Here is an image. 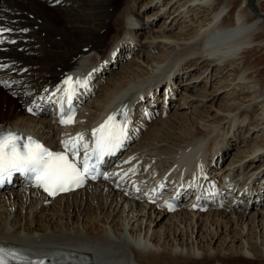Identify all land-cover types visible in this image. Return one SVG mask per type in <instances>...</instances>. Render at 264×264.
<instances>
[{
    "label": "bare ground",
    "instance_id": "bare-ground-1",
    "mask_svg": "<svg viewBox=\"0 0 264 264\" xmlns=\"http://www.w3.org/2000/svg\"><path fill=\"white\" fill-rule=\"evenodd\" d=\"M59 1L60 3H58ZM116 1L0 0V25L11 29L12 38L19 39L17 46L8 44L4 50H0V59H4L5 63H11V67L3 74V77H0V80L14 82V86L11 88L0 85V127H10L13 130L25 129L33 132L30 127L31 123L38 121L30 116L24 117L26 119L19 117L22 114L21 104L27 103L36 94H41L47 87L56 85L68 74L81 71L83 72L82 76L84 74L88 76L89 72L99 68L108 53L105 52V49L108 47L110 35L121 26L124 25L126 27L124 31L129 33L125 35V38H121L122 34L118 33L111 47L119 45L120 41L121 43L127 42V38L131 40L128 43L129 46L127 45L129 50L133 43H140L134 30L139 27L138 22H140L141 16L138 12V15L133 13L134 8L138 5V0H131V9L130 7L128 9L129 1L124 0L127 7L125 13L120 15H117L120 6ZM153 1L162 4L167 0H151L150 2ZM250 1L168 0L157 14L154 13L150 16L156 17V15L166 13L174 15L173 22L170 21L172 16L165 20L162 25L163 30H160L161 27L154 30L155 33L168 31L164 33L170 35L163 36L160 41L152 40L156 37L145 38L146 41H144L147 44L151 42L148 44L150 50L155 49L156 44L163 46L165 43H169L172 50L168 51L166 55L156 57L147 55L144 62L151 64L147 66L149 72L146 74H141L134 68H130L135 70L133 72L126 69L105 87V90L109 92L106 98L109 99L103 101L101 99V102L104 103L101 105L97 103L98 101L96 102L99 106L97 104L95 106L103 114L108 113L111 109H116L114 105L121 102L123 98H127L126 103L131 110L135 94L141 91L146 94L153 89L158 92L159 85H167L168 81L174 82L179 91L182 87L179 86L182 82L180 81L182 73L186 69L194 71L192 63L180 64L179 62L182 61L180 60L177 64L173 61L172 66L164 72L165 77L161 81L151 85L149 82L151 79L148 78L145 80L148 85L145 88L139 85V80L151 76L153 73L163 72L165 68L169 67L170 61L167 59L171 55L175 57L182 54L184 50L192 51L190 55H194L197 64L203 63L208 68L218 67L220 73L222 72L221 77L228 72H236V74H232L234 80L229 85L237 82L234 88L240 89L247 95L243 99H248L240 101L228 98L226 103L228 107H234V110H237L234 115L232 114L233 117L231 116L229 128L223 129L221 132L216 130L217 122L223 116L219 112L216 113L218 117H207L199 124H191L179 133L171 134L175 126H170L169 120H162V118L153 126L151 124L152 127L149 126L136 150L130 152V155L136 157L138 161L145 160L143 168L145 165H151V168L146 171L149 176L142 178L144 183L145 179L150 182L156 180L158 174H167L169 169V173L174 174L172 179L176 180L178 178L176 173L179 171L177 166L173 167L174 162L176 163L181 156L197 149H202V159L207 161L201 166L200 171L208 170L209 174L205 173L204 175H211L213 169L211 163L215 161L214 159H219L232 147L237 148V145L250 143L247 137L252 132H256V135L253 136L255 138L251 137L254 140L253 148L239 151L241 155L246 152H258V148H262L264 145L262 144L264 143V78L260 76L256 62L249 61L254 53L264 50V31L261 30L264 14L258 13L259 15L254 16L248 8ZM150 2L147 5H150ZM232 12H235L236 15H232ZM201 18L202 20H200ZM57 19L63 20L62 25H68V27L57 26L55 24ZM179 23L182 25L180 26ZM192 26L195 27V32L189 35ZM160 37L162 36L157 39ZM154 41L156 44H153ZM19 47L24 48L23 52H18ZM117 50L115 52H118ZM118 56L121 58L118 53L114 58L117 61L120 60ZM88 59L89 63L86 64L85 61ZM171 60H174L173 57ZM110 62H106V65ZM23 68L26 69L24 73L21 72ZM105 71L106 68L102 67L100 74ZM126 76H130V79H127ZM168 86H171L170 83ZM117 91L124 92L118 94ZM115 92L117 93L112 96ZM1 97H4L2 103ZM105 104H108V107ZM121 108L123 109L124 106ZM237 115L242 117L239 118ZM99 116L92 117L93 121L97 120ZM173 118L177 122L180 113L174 115ZM252 122H255V127H251ZM41 124L43 132L51 138L48 144L55 145L62 129L57 128L56 125L53 127V122H41ZM87 125L81 128L76 127L75 131L83 130ZM243 130L246 132L243 137L245 141L242 140L238 143ZM233 132L234 134H232ZM36 137L42 139L39 134ZM260 138L263 139L259 141ZM223 145L228 150L222 152ZM142 155L147 156L144 159ZM262 160L264 161V156L257 157L250 167L244 166L243 170L238 171V175H232L233 172L221 169L219 173L216 172L217 175L221 173V176L217 178L215 175L218 181L215 183L220 187L221 192L226 191L228 195L231 188L234 190L237 185H240L239 191L244 192V195L238 198H244V196L247 198L251 196L254 199L263 198L264 196L255 194L253 186L256 184L253 186L247 183L242 185L246 177L251 181L256 176L255 181H257L259 174L264 173V167L256 168ZM153 161H157L156 166H160L158 170L163 173L154 168ZM154 170H157L158 174H155ZM192 175L197 177L203 173L196 171ZM230 175H232V180L230 177L228 181L231 183L225 182L220 185ZM167 178L172 181L169 176ZM263 179H259V181ZM200 181L202 182V180ZM124 192L114 190L107 182H100L76 193L49 201L34 190L22 187L13 189L7 194L0 195V239L17 241L15 245L21 247L30 245L46 248V250L37 249L38 252L52 251V254L63 255L65 250H69L78 254H86L90 256L89 264H223L225 260L234 261L240 257L248 259L249 255L255 260L264 259V255L258 252L257 243L243 241V236L246 235L252 239L255 238L257 230L254 225L259 223L256 216H262L264 221V211L256 213L253 217L242 215L241 212L239 214L218 212L220 210L208 211L209 213L206 214L184 209L181 213L167 214L157 211L154 206H149L146 203L140 204L141 202L137 201L134 196L132 198L125 197ZM251 192L253 193L251 194ZM242 201L247 203L248 209L252 208V204L248 202L249 199L244 198ZM237 203L231 200L225 207L232 208L233 206L235 208ZM244 203H242L243 206ZM260 203L258 200L256 208L261 205ZM229 205L231 206L228 207ZM105 208H113V210L105 213ZM116 211L122 212L120 223L114 217L116 213L112 216V213ZM47 214L51 217L49 218ZM59 217H67L68 226L64 221L60 222L58 226L50 224ZM245 217H248L250 221L243 222ZM101 218V221L105 220L106 226L112 223V227H116L113 229L112 235L107 230L103 231L101 228H97L96 225ZM72 219L81 223L74 226L75 223ZM250 223L252 224L250 225ZM160 224L163 227L154 229ZM214 225L224 227L218 228L215 232ZM260 225L262 226V224ZM127 226H130L129 236L126 235L128 233H124ZM166 226H171L173 231L166 234ZM206 228L212 229L205 231ZM236 230H240V232L236 233ZM219 232L227 233L222 240L230 242L233 239V243L241 241L242 248L234 249L235 245L229 251L224 250L223 247H221L223 250L212 248L214 240H217L215 233ZM198 233H200L199 238H195L194 234ZM168 239L169 241H167ZM203 239L211 241L210 244L208 243V247L204 246L206 242ZM220 242L222 243V241Z\"/></svg>",
    "mask_w": 264,
    "mask_h": 264
},
{
    "label": "rangeland",
    "instance_id": "rangeland-1",
    "mask_svg": "<svg viewBox=\"0 0 264 264\" xmlns=\"http://www.w3.org/2000/svg\"><path fill=\"white\" fill-rule=\"evenodd\" d=\"M127 1H129V3L127 4L128 9H129V7L131 9V6H130L131 0H127ZM150 1L151 0H138V2H137L138 5L134 8V11H133L134 14H137V12H138V14L141 16L140 17L141 20H140V22H138L139 27H136V29L134 30V33L137 34L136 35L137 39L140 40L139 45L141 48L139 50H137L136 53L130 54V57H128V58H127V53H126V58L125 57L122 58L124 61L123 63L121 61L117 67H111L110 68L111 71H109L107 74H104L101 77L102 81H104V82H103V85L99 88L98 94L90 102V105H92L91 107H93V104H95L97 101H98L97 103L100 105L104 104L103 102H101V99H102V101L109 99V98H106V96H108L109 92H107L105 90V87L109 84V82L113 78H115L116 76H118L122 72L126 71V69H129L132 72L135 70H138L141 74H146L149 72V69L147 66L151 64V63L146 64L144 62L147 55L149 57H156L159 55H166V53L168 51L172 50V48L169 47V45H170L169 43H165V45H163V46H158V44H156V42L154 41L153 44H156V48L151 49V50L148 48V44H151V42H149L148 44H147V42L145 43V41H146L145 38L156 37L152 40L160 41L161 38H163V36L170 35L169 33L168 34L164 33V32H168V31H161L159 33H155L154 30L159 29L160 27H161L160 30H163L162 25L165 23V20H168L169 16H172V18H170L171 22H173V19H174V15H167V13L164 15H156V17L155 16L151 17L150 15H152L154 13L157 14L158 11H160V9L165 6V4L168 2V0L163 2L162 4L159 2H154V1L150 2ZM149 2H150V5H147ZM116 3L118 4V6H120L118 11H117V15L124 14L125 9L127 7L125 1L124 0H117ZM121 7H122V9H121ZM248 8L254 16L259 15V14H264V0H251L249 2ZM167 12H168V10H167ZM233 14L236 15L235 12H232V15ZM261 19H263V18H261ZM200 20H202V18ZM62 21L63 20L57 19L55 24L57 26H64V25H62ZM263 22L264 21L262 20V23ZM179 24H180V26L182 25L181 23H179ZM263 24H262V29H261L262 31H264V25ZM64 27H68V25L64 26ZM119 30H120V32H119ZM124 30H126V27L123 25L117 29L118 32L114 31L113 34L110 35L109 39L114 38V39H112L114 41L115 37L118 35V33L123 34L125 32ZM141 31H143V32L140 35ZM193 32H195V27L192 26V27H190L189 35H192ZM159 36H162V37L157 39ZM52 38H50V41H52ZM121 38H125V36L122 37V35H121ZM130 41H131L130 38H127V42H124V44L119 43V45L117 44L116 46L110 47L111 49L114 48L112 51L110 50V48H109V50L105 49V52H108V53H107L106 57L103 58V60L100 64V67L97 68L95 71L96 72L100 71L102 69V67H105L104 64L106 62H110V60L114 58V55L117 53V52H115V50L118 49L120 45H121V49H122V51L120 52V56L122 57L123 53H124L123 50L126 51V48L129 46L128 43H130ZM135 48H136V45H134L133 50ZM131 49H132V47H131ZM191 52H192L191 50H184L182 52V54H178L175 57H174V55H171L170 58L167 59V61H170L168 64L169 67L165 68V70L159 74L153 73L151 76L141 78L139 80V85H141L142 88H145L146 86H148V85H146L147 81H145L148 78L151 79V81L148 80L149 82H151V85L156 83V82L161 81L162 78L165 77L164 72L172 66L173 61L177 64L180 60H182L181 62H179L180 64L187 63V62L192 63L194 66V71L191 72L190 69H186L182 73V76L180 75L181 76L180 81H182L184 83V86H183L182 82H181V84H179V86H182L180 88L181 93L178 95V98H177L176 102L174 103V106L172 107L169 115L164 117V119H162V120H169V122L171 123L170 126H173V125L175 126L173 131L171 132V134H174L175 132H178V133L182 132L187 126H190L191 124H199V122L201 120L207 119V117H210V118L218 117V116H216V113L219 112V114H221L223 116H221V119L217 122L218 128H216V130L221 132V131H223V129L229 128V125H230L229 121L233 117L232 114L234 115L235 112L237 111V110L236 111L234 110V107H231V108L228 107V105L226 104L228 102V98L230 97L232 99L245 101L248 98H246V99H243V98L246 97L247 95H245L240 89L234 88V86H235V84H237V82H234L232 85H229V83L234 80V77L232 74H234V73L236 74V72L231 71V72H228L221 77L220 74H222V72L220 73V71H219L220 69L218 67H209L208 68L205 65H203V63L197 64V59L194 57V55H190ZM116 57H117V55H116ZM172 57L174 60H171ZM118 58H119V56H118ZM176 58H179V59H176ZM119 59H121V58H119ZM86 61H85V63L88 64L89 59ZM249 61L256 62V66L259 69L260 76H262L264 78V50L254 53L249 58ZM110 63H108V65H110ZM136 65H138V66H136ZM130 68H132V69L134 68L135 70H131ZM106 69H107V67H106ZM130 76H132V75H130ZM130 76H126V78L130 79ZM200 76H201V78H200ZM195 79H196V81H195ZM124 91H121V92L117 91V92H119L118 94H120ZM117 92L112 94V96H114ZM148 92H150V90ZM3 98L4 97H1V103L3 101ZM183 101H185V103H183ZM105 105L107 106L108 104H105ZM95 113H98L97 107L92 108L91 114H95ZM179 113H180V118H178L179 120L177 119V122H176L173 117H174V115L179 114ZM227 114H228V118L226 117ZM237 116H239V115H237ZM19 117L24 118V116L22 114ZM240 117H242V116H239V118ZM171 118L173 119L172 121L170 120ZM24 119H26V118H24ZM89 119H92V118L89 117ZM92 121H93V119H92ZM173 121H175L174 122L175 124L173 123ZM155 123H153L152 126ZM33 124L31 123L32 126H36ZM251 127H255V122L251 123ZM245 133L246 132L243 130L238 143H240V141L242 142V140L245 141L243 139V137H245ZM180 134H182V133H180ZM232 134H234V132ZM255 135H256V132H252L247 137V140L249 139L250 143H248L246 145H240V146L237 145V148L232 147L229 149L228 153L221 155L219 157V160L223 164L222 167L223 166H226V167L225 168L221 167L220 170L223 169L226 172L231 171V172H233L232 175H234V174L238 175V171L243 170L244 166L250 167L251 163H254L256 161L257 157L264 156V145H262V148H258V150H257L258 152H254V153L253 152H246L243 155H241V153L239 152L241 150H251V148H253L252 143L254 142V140H252L251 137H253ZM253 138H255V137H253ZM263 138H260L259 141L262 140ZM139 142H138V144H139ZM262 144H264V143H262ZM221 148H224V150H222V152L225 150H228V148H226L224 145ZM244 156H245V158L243 159ZM223 157H224V160H223ZM219 163L220 162H217V164L215 165L216 168H217ZM159 167L156 166V169H159ZM261 167H264V161L263 160L260 163H258L256 168L259 169ZM211 173H215V172L211 171ZM215 175H216V173H215ZM232 175H230V177H231L230 180H232ZM263 175H264V173H260L257 181L253 180L254 178L251 179V181H250L249 178L246 177L245 182L242 183V185L243 184L245 185V183L250 184L251 186L256 184L253 186V188L255 189V194L256 195H258V194L262 195L261 194V188L258 187L257 182L259 181V179H261V176H263ZM246 179H247V181H246ZM263 180H260V181H263ZM252 193L253 192H251V194ZM262 196H264V195H262ZM238 197L239 196L237 195V199H238L237 202L238 201L241 202L242 200H244V198L249 199L248 202H250L252 204V206H251L252 208L248 209L247 203L246 204L244 203L245 204L244 206L240 205L239 207H237V205H236L235 208H232V211L223 210V211H218V212H225V213H229V214L230 213L231 214H236V213L239 214V212H241L240 214H242V215H246L248 217H253L256 213L264 211V203H263L264 197L263 198L259 197V199H257V198L254 199L251 196H248V198L245 196H244V198H238ZM258 200L261 202L260 203L261 206L259 205L256 208ZM140 204H142V203H140ZM230 206L231 205H229L228 207H230ZM244 207H246V208H244ZM237 209H240V210L236 211ZM110 210H113V208L112 209H106L105 208L104 212L108 213V211H110ZM186 212H189V211H186ZM209 212H211V211H209ZM209 212H207V213H209ZM49 214H47V215H49ZM23 215L25 216V213H23ZM113 215H114V217H116L115 219L117 222L120 223L122 221V212L121 211L113 212L112 216ZM48 217L50 218L51 216L49 215ZM125 217H126V214L124 215V218ZM248 217H245L243 222H245V223L249 222L250 220H248ZM102 218L100 219V222L96 225L97 228H101L103 231L107 230L109 232V234L112 235V231L116 227H112V223H111V225L106 226V224H104L105 220L101 221ZM256 219H257V221H259V223H256V225H254L255 229L257 230V232L255 231V238L252 239L251 237H249V235H246V236H243V241H246L248 243L251 241L254 243H257V245L259 247L258 252H260L264 255V231H263L264 230L263 229L264 228V226H263L264 221L262 220V216L260 217V215L256 216ZM72 220L76 224V225L74 224V226H78L79 223H81V222H78L76 219H72ZM62 221H64L65 224H67V226H68V223H66L67 217H59L58 219L56 218L54 221L50 222V224L52 226H58L60 224V222H62ZM119 223H117V224H119ZM126 223H127V221H126ZM126 223H125V226L127 225ZM251 224L252 223H250V225ZM260 224H262V226ZM70 225H73V224L70 223ZM161 227H163L162 224L158 225V227H154V229H160ZM221 227H224V226L214 225V231L217 232V229L221 228ZM129 228H130V226H127L126 231H124L125 234L128 233V234H126L127 236H129V230H130ZM211 229L212 228H206L205 231H209ZM171 231H173L171 226H166L165 233L168 234ZM239 232H240V230H236V233H239ZM199 234L200 233L194 234L195 238H199V236H198ZM215 234H216L217 240H214L215 242H213V244L211 245V247L214 249H220V250L224 249L226 251H229V250H232L231 248H233L232 246H234V245H235L234 249L235 248L238 249V247L242 248V246H243V243L241 241H235L233 243V239L230 242H227L226 240H222V238H224L227 233L219 232V233H215ZM211 237H213V236H211ZM167 241H169V239ZM203 241L206 242L204 244L205 247H208V245L211 243V241H208L207 239H203ZM220 241H222L223 244ZM221 247H223V249ZM246 248H248V245H246ZM260 253H258V254H260ZM217 259H219V258H217ZM223 264H264V259L255 260L254 258H251V256L249 255L248 259L240 257L238 260H234V261L233 260H225L223 262Z\"/></svg>",
    "mask_w": 264,
    "mask_h": 264
},
{
    "label": "snow or ice",
    "instance_id": "snow-or-ice-1",
    "mask_svg": "<svg viewBox=\"0 0 264 264\" xmlns=\"http://www.w3.org/2000/svg\"><path fill=\"white\" fill-rule=\"evenodd\" d=\"M9 31L0 29V43L5 42L3 33ZM26 31V30H24ZM14 42V41H9ZM5 67L0 65V69ZM63 96L59 98L61 105L66 99L71 108L76 87L79 81L66 80ZM62 124L74 123L73 115L61 120ZM126 128L117 126L115 118L110 116L98 129L94 130L95 147L93 155L96 164L90 163L87 154L88 146L82 145L83 135L78 134L67 141H62L63 152L54 153L31 137L24 138L14 133L0 132V183L11 178L14 173L31 174L35 186L41 188L49 196L68 192L84 184L87 178H95L96 165L105 155H111L126 139ZM83 146L85 155L80 160V148ZM71 155V159L69 158ZM11 258L18 259L15 254H8ZM0 264H8V258L3 249H0Z\"/></svg>",
    "mask_w": 264,
    "mask_h": 264
}]
</instances>
